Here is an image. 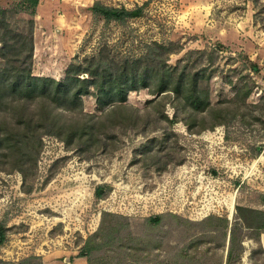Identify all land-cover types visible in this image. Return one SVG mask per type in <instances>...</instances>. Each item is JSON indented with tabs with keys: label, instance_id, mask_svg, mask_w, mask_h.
I'll list each match as a JSON object with an SVG mask.
<instances>
[{
	"label": "rangeland",
	"instance_id": "374dc122",
	"mask_svg": "<svg viewBox=\"0 0 264 264\" xmlns=\"http://www.w3.org/2000/svg\"><path fill=\"white\" fill-rule=\"evenodd\" d=\"M94 2L142 13L105 23L88 11ZM21 3L0 0L19 30L30 19L14 11ZM32 19L34 76L63 80L75 57L101 50L118 62L144 55L149 44L172 43L178 52L169 66L190 51H214L213 105L233 110L235 87L251 94L238 105L242 121L200 134L164 119L174 116L172 95L140 90L129 93L123 111L101 118L106 135L98 149L75 144L67 150L43 136L25 183L16 169L0 171V258L73 264L80 250H90L91 264H225L236 207L264 211V0H39ZM240 55L257 64V74L242 67ZM82 101L84 113L100 114L92 96ZM63 115L66 123L74 119ZM102 213L122 216L111 244L102 245L110 234ZM154 216L160 221L149 223ZM253 236L242 230L244 252L235 264H264L261 252L250 256L264 252V234L258 243Z\"/></svg>",
	"mask_w": 264,
	"mask_h": 264
},
{
	"label": "trees",
	"instance_id": "16d2710c",
	"mask_svg": "<svg viewBox=\"0 0 264 264\" xmlns=\"http://www.w3.org/2000/svg\"><path fill=\"white\" fill-rule=\"evenodd\" d=\"M39 0H22L14 11L27 14L30 19L21 30L13 28L8 21L9 9L0 7V171L18 170L23 183L27 171L34 169L42 149V137L51 136L62 142L67 150L75 144L96 146L98 149L105 131L102 117H114L125 109L127 97L131 92L147 90L152 96L172 95L174 116L171 120L163 116L169 124L181 121L190 134L211 131L217 126H225L231 119L241 116L239 103L245 105L251 89L234 88L230 103L233 110L213 105L210 99V81L217 68H213V50L190 51L175 66H169L168 57L178 52L175 45L152 43L146 46L145 54L138 58L108 59L103 51L82 59H75L65 69L63 80L44 76H34L33 65V17ZM94 16H100L105 23L138 18L142 8L126 10L94 2L88 8ZM219 51L224 47L218 44ZM197 56V58H194ZM205 65L203 63L205 57ZM242 67L251 73H258V66L246 55H240ZM231 66L236 64L234 59ZM235 71V70H233ZM232 84V83H230ZM92 96L97 114L83 112L82 98ZM256 108L257 104L249 105ZM110 110L106 112L108 109ZM64 113L74 116L72 122H64ZM149 153L152 149L148 150ZM7 163L9 170L2 167ZM100 191L96 192L99 197ZM109 218V220H107ZM212 219V218H210ZM122 216L102 213L101 225L107 229L102 245L111 244L120 227ZM156 224L160 216L148 218ZM242 230L254 234L249 239L258 243L264 234V211L236 207L235 222L230 230L225 264H235L244 252ZM115 233V234H114ZM5 232L0 226V246ZM261 251H252L256 255ZM90 250H80L78 257L91 264ZM72 263L73 259L69 258ZM0 264H42L38 256H29L17 262Z\"/></svg>",
	"mask_w": 264,
	"mask_h": 264
},
{
	"label": "crops",
	"instance_id": "0c3cea01",
	"mask_svg": "<svg viewBox=\"0 0 264 264\" xmlns=\"http://www.w3.org/2000/svg\"><path fill=\"white\" fill-rule=\"evenodd\" d=\"M64 70L62 72H64ZM85 261H86L85 258H83V257H77V258L74 259L73 264H85Z\"/></svg>",
	"mask_w": 264,
	"mask_h": 264
}]
</instances>
